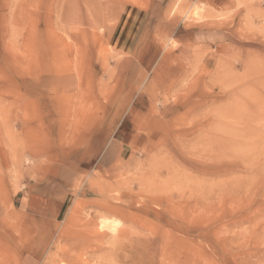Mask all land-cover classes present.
Masks as SVG:
<instances>
[{"label":"rangeland","instance_id":"obj_1","mask_svg":"<svg viewBox=\"0 0 264 264\" xmlns=\"http://www.w3.org/2000/svg\"><path fill=\"white\" fill-rule=\"evenodd\" d=\"M154 3L0 0V264H264V0Z\"/></svg>","mask_w":264,"mask_h":264},{"label":"crops","instance_id":"obj_2","mask_svg":"<svg viewBox=\"0 0 264 264\" xmlns=\"http://www.w3.org/2000/svg\"><path fill=\"white\" fill-rule=\"evenodd\" d=\"M155 6L163 7V5H169L174 0H154ZM208 4L215 7L224 6L230 0H206ZM148 11L145 7L135 4H125L120 11L118 23L110 29L109 43L113 45L115 50L121 53H130L139 56H143L145 46L143 38L139 37L143 27H145V20H147ZM136 14L140 21H132L127 17L129 15ZM125 22H124V21ZM32 99V98H31ZM35 99V98H33Z\"/></svg>","mask_w":264,"mask_h":264},{"label":"bare ground","instance_id":"obj_3","mask_svg":"<svg viewBox=\"0 0 264 264\" xmlns=\"http://www.w3.org/2000/svg\"><path fill=\"white\" fill-rule=\"evenodd\" d=\"M162 241V240H161ZM165 242V241H164ZM184 243V242H183ZM137 246V245H136ZM137 249V248H136ZM174 253H172L171 255H169L167 258H168V261L169 263H173V264H188L186 260H183L182 258L180 259V253H177L175 251H173ZM138 253V252H137ZM184 255V254H183ZM132 257V256H131ZM185 257V256H184ZM134 260H138L136 259V255L133 256ZM179 258V259H178ZM135 262V261H134ZM165 262V261H164ZM133 263V262H132ZM138 263V262H137ZM140 264V263H139ZM166 264V263H165Z\"/></svg>","mask_w":264,"mask_h":264}]
</instances>
